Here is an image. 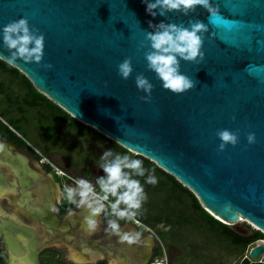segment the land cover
I'll use <instances>...</instances> for the list:
<instances>
[{
  "label": "water",
  "instance_id": "95a60500",
  "mask_svg": "<svg viewBox=\"0 0 264 264\" xmlns=\"http://www.w3.org/2000/svg\"><path fill=\"white\" fill-rule=\"evenodd\" d=\"M0 60L222 224L264 232V0H0Z\"/></svg>",
  "mask_w": 264,
  "mask_h": 264
},
{
  "label": "flooded vegetation",
  "instance_id": "af4514ba",
  "mask_svg": "<svg viewBox=\"0 0 264 264\" xmlns=\"http://www.w3.org/2000/svg\"><path fill=\"white\" fill-rule=\"evenodd\" d=\"M60 109L0 60V264H47L53 254H73L69 264L162 258L155 234L115 201L125 179L144 178L136 169L150 160L121 150L116 156L120 145ZM33 131L40 132V149L28 140ZM101 137L113 151L95 150Z\"/></svg>",
  "mask_w": 264,
  "mask_h": 264
},
{
  "label": "rangeland",
  "instance_id": "374dc122",
  "mask_svg": "<svg viewBox=\"0 0 264 264\" xmlns=\"http://www.w3.org/2000/svg\"><path fill=\"white\" fill-rule=\"evenodd\" d=\"M39 133L33 131L28 137L38 149L42 148ZM106 141L101 137L100 143L93 144L86 140L85 145L93 144L95 150L102 155L114 149L113 144L110 143L112 144L110 146L109 141ZM119 150L120 148H115L116 156H120ZM129 156L134 158L136 154L131 152ZM74 157L79 158L77 154ZM146 163L147 166L141 165L136 169L137 172H143L144 178L132 174L133 177L125 179L126 187L115 201L125 213L141 220L144 228L155 234L153 239L158 248L157 255L161 250L160 255L163 259H167L168 264H241L249 246L245 252H242L241 248L233 246L229 239L221 234V229L205 224L202 214L195 209L191 197L194 194L174 177L171 178L170 174L156 171L158 166L155 164L150 161ZM176 181L181 186L177 185ZM105 190L108 192L109 188ZM110 195L112 194L107 195L108 199H111ZM227 227L236 231V226ZM237 228L246 231L245 235L253 231L264 234L262 230L254 228L247 221L238 223ZM73 256V254H58L56 259V255L53 254L47 264H69L65 258ZM262 261L264 262L263 258Z\"/></svg>",
  "mask_w": 264,
  "mask_h": 264
},
{
  "label": "trees",
  "instance_id": "16d2710c",
  "mask_svg": "<svg viewBox=\"0 0 264 264\" xmlns=\"http://www.w3.org/2000/svg\"><path fill=\"white\" fill-rule=\"evenodd\" d=\"M119 148L124 153H127L128 152L126 149H124L122 147H119ZM171 178H173V177L171 176ZM175 183L177 185L181 186L177 181ZM191 197L193 199L195 209L202 214L204 223L207 224V225H209L212 228L221 229V234H223L225 237H227L229 239L230 243L233 246H236V247L241 248L242 252H245L246 248L248 246L253 245L254 243H256V241L264 240V234L260 233L259 231H253L249 235H242V234H239L236 231H233V230L229 229L227 227V225L222 224L221 222H219L218 220H216L215 218H213L211 215H209L200 206L198 200L194 196L191 195ZM110 198L113 199V198H115V196H112L111 195ZM242 256H243V254H242ZM241 264H263V263H260V262H252V263H249L248 260L245 259V260H243L241 262Z\"/></svg>",
  "mask_w": 264,
  "mask_h": 264
},
{
  "label": "built area",
  "instance_id": "2783aa9c",
  "mask_svg": "<svg viewBox=\"0 0 264 264\" xmlns=\"http://www.w3.org/2000/svg\"><path fill=\"white\" fill-rule=\"evenodd\" d=\"M258 243L256 242V243H254L253 245H250L249 246V248L247 249V251H246V253L244 254V256L242 257V260L241 261H243V260H248V262L249 263H252V262H260V263H263L264 264V262L262 261V258H264V254H261L260 256H259V258L258 259H253V258H251L250 256H249V251H250V249L252 248V247H254L255 245H257ZM150 264H168L167 263V261H166V259H163V258H156V259H154Z\"/></svg>",
  "mask_w": 264,
  "mask_h": 264
},
{
  "label": "bare ground",
  "instance_id": "6f19581e",
  "mask_svg": "<svg viewBox=\"0 0 264 264\" xmlns=\"http://www.w3.org/2000/svg\"><path fill=\"white\" fill-rule=\"evenodd\" d=\"M242 221H247L245 219H240L239 223L242 222ZM251 226H253L254 228H257L256 226H254L252 223H250L249 221H247ZM258 244H264V240H259L258 241ZM264 259V258H263Z\"/></svg>",
  "mask_w": 264,
  "mask_h": 264
}]
</instances>
